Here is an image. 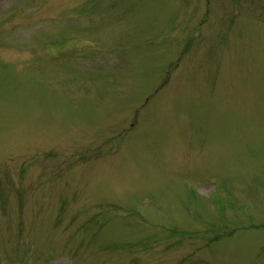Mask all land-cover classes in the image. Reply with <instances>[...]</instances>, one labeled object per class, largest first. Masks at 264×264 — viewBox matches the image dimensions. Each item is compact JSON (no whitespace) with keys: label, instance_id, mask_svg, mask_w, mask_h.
Returning <instances> with one entry per match:
<instances>
[{"label":"rangeland","instance_id":"1","mask_svg":"<svg viewBox=\"0 0 264 264\" xmlns=\"http://www.w3.org/2000/svg\"><path fill=\"white\" fill-rule=\"evenodd\" d=\"M253 1L0 0V264H264Z\"/></svg>","mask_w":264,"mask_h":264}]
</instances>
